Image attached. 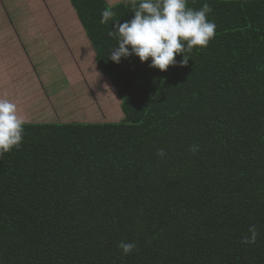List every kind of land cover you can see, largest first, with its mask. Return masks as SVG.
<instances>
[{"label":"trees","instance_id":"obj_1","mask_svg":"<svg viewBox=\"0 0 264 264\" xmlns=\"http://www.w3.org/2000/svg\"><path fill=\"white\" fill-rule=\"evenodd\" d=\"M70 1L124 118L24 125L0 156V264H264V0H188L216 35L166 71L108 57L102 10L139 0Z\"/></svg>","mask_w":264,"mask_h":264},{"label":"rangeland","instance_id":"obj_2","mask_svg":"<svg viewBox=\"0 0 264 264\" xmlns=\"http://www.w3.org/2000/svg\"><path fill=\"white\" fill-rule=\"evenodd\" d=\"M106 1L114 6L124 0ZM78 31L91 47L70 0H0V49L11 51L7 62L16 65L14 72L33 67L52 98L48 111H37L30 117L21 112L26 123H109L124 118L120 96L108 78L97 70L93 48L87 46L90 51L86 56L81 55L84 62L77 52L72 56L67 49L66 40L77 45L83 41ZM23 47L32 50L31 59ZM33 77L28 80L32 89L41 90L40 79L34 72ZM26 101L25 98L19 102L24 114L28 113Z\"/></svg>","mask_w":264,"mask_h":264},{"label":"clouds","instance_id":"obj_3","mask_svg":"<svg viewBox=\"0 0 264 264\" xmlns=\"http://www.w3.org/2000/svg\"><path fill=\"white\" fill-rule=\"evenodd\" d=\"M188 0H139L131 20L120 23L114 19L115 12L105 8L101 12L100 23L112 22L108 36L116 41L109 54L114 63L119 64L122 58L136 56L140 62L151 58L149 67L166 71L170 65L187 66L193 48H205L215 38L216 24L208 19L211 6L205 2L201 8L187 6ZM182 54L177 62L175 57ZM24 116L18 112L16 103L0 98V156L19 148L24 138ZM198 150L197 145L191 151ZM165 157L161 149L157 153ZM249 235L243 238L245 244H255L258 231L255 225L248 229ZM132 242L121 241L119 248L124 255L135 250Z\"/></svg>","mask_w":264,"mask_h":264},{"label":"crops","instance_id":"obj_4","mask_svg":"<svg viewBox=\"0 0 264 264\" xmlns=\"http://www.w3.org/2000/svg\"><path fill=\"white\" fill-rule=\"evenodd\" d=\"M20 26H23V25H20ZM24 26H30V25L26 24ZM78 33L79 35H81V38H83L82 32L78 31ZM40 36H45V34L40 33ZM65 42H66V47L68 50H70L72 56H74V53L77 52L80 61L84 62L85 60L82 59L81 55L86 56V54L90 51L89 48H91L92 46L91 47L88 46L84 38H83V41H81V43L78 45L75 43L71 44L67 40ZM22 50L26 54L28 59H31V57L34 56L31 49H29L28 51L27 49L23 47ZM10 52L11 51L8 49L7 51H3L2 49H0V98L9 99L10 101L16 103L19 114L20 115L27 114L26 115L27 117H30L31 113L33 114L34 112H37V111L41 113L48 111L50 107L49 101L52 98L49 96L48 91L43 85V78L40 75H38L37 71H35L33 67H32V70L30 68L29 69L21 68L20 70H15L14 72L13 68H16V65L10 64L7 62ZM24 59H25V55L23 56V61ZM94 59H95V56H94ZM84 64H87V63H84ZM33 72L37 74L38 78L40 79L41 86H42L41 90L40 89L33 90L32 85H30L31 82L28 81L30 78L31 79L34 78ZM7 88H10L12 90H7ZM25 98L27 99L25 104L28 107L27 109L28 113L24 114V110H21V108L19 107V102L24 101ZM57 104L59 103L56 102V105ZM47 117L51 118V120L53 119V117L51 116H47Z\"/></svg>","mask_w":264,"mask_h":264}]
</instances>
